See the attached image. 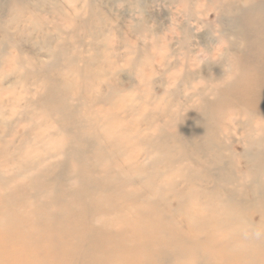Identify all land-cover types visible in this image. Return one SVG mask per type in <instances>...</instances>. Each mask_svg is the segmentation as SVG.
Returning <instances> with one entry per match:
<instances>
[{
  "label": "rangeland",
  "instance_id": "374dc122",
  "mask_svg": "<svg viewBox=\"0 0 264 264\" xmlns=\"http://www.w3.org/2000/svg\"><path fill=\"white\" fill-rule=\"evenodd\" d=\"M194 1L0 0V221L12 194L31 200L44 193L55 203L64 196L78 216L87 211L90 219L103 218L97 229L115 236L113 242H126L133 232L151 239L144 237L136 247L147 257L136 264H264V248L254 245L247 254L215 256L204 243L211 242L214 222H203L209 226L204 230L194 217L204 206L211 214L217 203L204 196L224 188L247 202L236 212L239 220L245 216L255 229L264 225L259 220L264 203L254 206V196L262 192L256 182L264 180V162L256 157L262 148L246 143L247 133L263 141L264 133L255 131L257 119L234 106L231 93H222L227 85L236 86L235 57L246 51L230 16L222 17L206 0H197L196 8ZM230 1L236 14L242 0ZM47 91L73 108L70 130L89 117L98 118L99 126L89 123L80 140L75 136L65 144L68 138L56 135L57 115L42 114ZM36 134L41 141H35ZM27 147L33 151L26 163L19 162L20 149ZM73 147L92 166L91 175L76 186L63 182L72 160L65 168V157L58 155ZM50 166L54 169L47 173ZM39 176H45V188ZM115 193H120L113 198L115 208L147 199L152 223L136 231L107 224L115 215L105 206ZM29 209L35 212L36 204ZM53 209L41 211L37 223L28 219L32 240L0 242V264H16L17 256L56 257L61 238L51 230L60 219ZM240 224L231 225L230 241L249 234L251 227ZM9 233L0 229V235ZM155 239L165 251H156Z\"/></svg>",
  "mask_w": 264,
  "mask_h": 264
},
{
  "label": "bare ground",
  "instance_id": "6f19581e",
  "mask_svg": "<svg viewBox=\"0 0 264 264\" xmlns=\"http://www.w3.org/2000/svg\"><path fill=\"white\" fill-rule=\"evenodd\" d=\"M206 1L208 2V6L213 7V9L219 12L222 17L230 16L232 18V21L234 23L233 27L234 29H236L235 31H237V36L240 38L241 43L243 45V49L246 51V53L243 52L238 53V56L235 57L233 79H234V83H236V86L234 88H231L230 85H227L225 87V90L222 91V93H227V95L231 93V98L233 100L234 106L242 107L247 111V116L255 120L257 119L258 123H255L254 129H256L255 131H257L258 133L263 134L264 133V1L242 0L241 8L238 9L239 12H236V14L232 9L233 4L231 3L230 0H222L217 3H214V0H206ZM195 2H197V0L194 1L192 4H194L196 8L200 7V5ZM189 13L192 14L191 12ZM228 33L229 32L227 31V35ZM56 58H60L59 54L56 56ZM54 61L56 63L58 62L57 60ZM50 94L51 92L47 91L46 95L48 96L46 97L44 102L41 103L42 105L46 104L43 106L44 110L42 111V114L48 117L52 114L57 115V124L59 127L57 128L58 131L56 135L61 136L62 138L63 137L68 138L65 144L69 145L72 142V138L73 137L75 138V136L77 139L80 140L81 135L83 134L82 132L89 128L88 125L89 123L92 126L98 125L99 123L98 118L95 117L94 119H92L89 117L88 120L85 119L86 121H79V123H76L75 126L70 130L67 126L70 124L69 121L71 120V117L73 115L72 113L74 112L72 110L73 108L70 107V105L65 104V101H59L58 100L59 98L53 96V94L52 96H50ZM81 106H82L81 110H83L85 107L83 105ZM82 124H85V126H81ZM36 129H38L39 131L40 126H38ZM253 138L256 140L254 141ZM34 139L36 142L41 141V135L36 134ZM246 143L248 145L251 144L255 145L257 149L262 148V150L260 149L258 150V152L256 153V157L259 156L260 157L259 159H262V161L264 162V147H263L264 141L261 138H255V136H250L247 133ZM52 144L54 148H52L53 147L52 146L51 150H55L56 148H58V144H55L54 142ZM27 148H29L28 149L29 151L23 148L20 149L18 155L20 158L17 159L19 162L26 163L24 157H26L27 155L30 154V152L33 151L30 149V147ZM62 150L63 148H61V150L58 152V155L60 157L62 156L65 157V161H61L63 166H65V168L67 167L68 162L69 161L71 162L72 160L69 166L70 167L68 172L69 175L67 176V179L63 182L65 184L66 183L70 184L71 182H73L75 183V186L82 185L83 181L86 178L85 176L90 174V170L92 166L85 164L84 160L87 158L82 155L83 151H79L78 149L73 147L70 149V151L68 149L67 152H65L64 154ZM98 154L99 153H95L94 156L97 159H103V156L101 155L100 158H98L99 156ZM74 160L77 161L75 165H74ZM60 165L61 164H58L57 167H59ZM53 167L50 166L45 171L47 173H50V171L54 169ZM119 171L120 170H117L116 174H120ZM44 177L39 176V178H41V181L39 182L42 188H45L48 185V183L46 182L47 180L44 179ZM33 179L34 178H32L31 180ZM120 179L121 178H119V180ZM58 184H55V187L58 186ZM65 184L62 185L63 191L60 189L58 190V192L60 191L61 194L64 192L66 188ZM218 187L216 189H218ZM256 187L259 188L262 192L258 193V196H254L255 198H257V201L254 203V206L257 203L258 204L264 203V180H257ZM54 190L55 192H57L56 188ZM222 191H225L226 195L224 197L221 196L220 198L219 195H221ZM117 192H121V187L117 188ZM212 194L213 195L210 197L204 196V200L211 203L215 201L217 203L215 205L216 209H212L213 212L208 215L207 212L208 210H210L209 209L210 207L204 206V208L200 210L198 213H196L194 216L196 222L198 221L202 222L201 225L202 228H204V230H206L207 229L206 227L209 226H206V224L203 222H209V221L214 222V229L212 230L213 235L210 236L211 242H204L206 244V247L212 246V248L216 251L215 256L220 255L222 257L232 256L234 253L235 254L238 253L239 255L247 254V250L250 245L264 248V238L260 240H255L253 238H250L253 242H249L250 240L245 238V233L247 232L244 233L242 232L243 235L239 234L240 239L238 242L230 241L231 238L234 236L233 233L234 230L232 229L231 225H239L240 223H242L244 224V226H246L245 229H247V225L250 226L251 227L249 232L250 235L255 230H260L262 232V229L264 228L263 227L264 225H259V227L255 229V225L251 224L249 219H247L245 216H240V220L239 217L236 216V212L238 211L243 212L245 210V207L247 206V202H245V199L242 198L243 195L239 198V195H235V193H233L232 191H226L224 188L218 190V193L215 194L212 193ZM12 195L10 196V198L6 200V203L9 205L10 209L8 208L9 211L2 217L0 221L1 231L5 232L8 230L10 233L1 234L0 242H7L11 240L14 242H21L18 240V238L22 236L24 238H27L26 239L27 241L32 240L33 232L28 229L29 220L32 219L33 217L36 220H33L32 222L34 223L36 221L37 223V221H39L41 217V216L39 217V213L41 211L46 212V210H49V208L51 207L52 209L54 208L53 210L55 211L56 214L55 216L60 219V222L57 225V227L51 230L52 231L51 234H53L54 238L57 239L61 238L60 240L58 239L59 242H56L57 245L56 257L51 259L49 257V253L45 255V258L48 259H40V260L36 258H25V257L23 258L17 256L14 259L15 260L14 263L16 264H136L139 261H144V262L147 261L146 255L143 256L140 255L136 248L139 245V243L143 241L144 237L147 239L146 242H148L149 240L151 241V239H149L147 236L139 235L137 237V235L134 234L133 232L131 238L126 240V242H122V241L113 242L111 240L112 237L115 238V236H112L110 232H108V234L107 233L102 234L97 229V225L100 224L104 225L103 223H105V221L103 220V218L90 219V217L88 216L89 213L87 211L81 216H78L73 211V209H76L74 203H72L73 201H65L64 196L62 197V200L60 202L55 203V202H50V200H48V196H46L44 193L43 194L36 193L35 195H32L33 199L31 200H28L26 198H23L22 200L21 198H17ZM116 195L120 196V193H115L113 195L110 194V197L108 198V200L110 201H107L108 203H106L105 206L107 210L111 208L114 211V215H115L114 220L112 222L107 221V224L122 225L123 223L126 224L123 227L129 228L132 231L133 230L136 231L138 229L137 227H144L145 225L147 226V224L152 223L150 217L152 215L149 211V205L147 204L148 201L147 199H145L144 201H142L141 204L138 205H134L133 203H130L124 207L115 208L116 205L113 204L114 203L113 198H115ZM237 197L239 199H236ZM33 203L36 204L35 212L30 211L29 209L30 204ZM97 204L100 207V204L99 203ZM97 204H95L96 205L95 210L99 208ZM88 207L91 206L89 205ZM247 209H248L247 211H252L251 209H255V207H251V208L247 207ZM192 212L195 211L188 209L187 213L191 214ZM213 213H215V215H213ZM221 215L223 216L220 218ZM216 216L217 219L215 218ZM259 220H261L260 221L261 223H264V212L261 213ZM135 226L136 228H132ZM194 228H196V226ZM240 231L241 229L238 232ZM249 234L248 236L250 237ZM181 235H180L181 240L183 242H186L185 240L187 237V233H183ZM152 243L155 245V248L157 249L156 251H158L161 248V247L159 248L160 244L159 245L157 244L159 242L156 241V239L152 240ZM142 244H146V243H142ZM190 244H191L190 242H187L186 245L189 246L187 250H191L193 248V246H191ZM164 247L165 246L161 248L163 251H165ZM127 252L129 255H126Z\"/></svg>",
  "mask_w": 264,
  "mask_h": 264
},
{
  "label": "clouds",
  "instance_id": "9594fccd",
  "mask_svg": "<svg viewBox=\"0 0 264 264\" xmlns=\"http://www.w3.org/2000/svg\"><path fill=\"white\" fill-rule=\"evenodd\" d=\"M245 238L246 239L249 238L247 233H245ZM251 238H253L255 240H260V239L264 238V232H261L260 230H255L252 232Z\"/></svg>",
  "mask_w": 264,
  "mask_h": 264
}]
</instances>
